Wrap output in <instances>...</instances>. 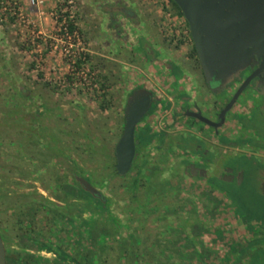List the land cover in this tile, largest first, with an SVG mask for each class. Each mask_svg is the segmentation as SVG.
<instances>
[{
    "label": "rangeland",
    "instance_id": "obj_1",
    "mask_svg": "<svg viewBox=\"0 0 264 264\" xmlns=\"http://www.w3.org/2000/svg\"><path fill=\"white\" fill-rule=\"evenodd\" d=\"M118 1L130 6L139 21L127 24L129 18L120 17L116 11L108 13L113 0H38V4L31 0H0V139L7 140L0 147V163L8 165L6 156L17 146L10 141L15 136L23 137L19 129L30 126L33 110L49 107L48 121L53 124L54 133L57 125L69 130L71 157L93 179H107L103 191L111 197L110 210L121 226L102 247H96L88 238L79 241L64 232L58 236L57 227L48 230L42 225L41 235L50 231L54 242H60L68 253L87 264H236L233 258H225L229 255L225 252L228 249L238 256L240 251L246 252L250 243L242 246L239 241H231V226L264 227V116L254 108L247 109L240 115L241 136L236 141L225 140L226 146L214 147L218 166L215 171L230 172L222 178L210 175L208 183L215 187L212 200L186 180L176 184L169 179L170 190L165 193L158 181L153 183L154 189L146 192L143 179L137 188V202L134 201L130 194L133 171L110 175L109 165L124 127L123 109L129 90L148 74L156 86L161 85L160 64L156 63L149 73L143 58L147 50L138 51L145 42V31L151 29V37L159 48L155 55L184 60L187 66L190 61L185 56L192 55L193 41L183 35L178 39L168 31L167 9L162 0ZM170 7L176 12L172 3ZM66 16L76 27L70 35L61 30ZM114 17L125 22L116 26ZM77 58L82 60L79 66L75 64ZM81 70L86 73V80ZM173 72L185 75L178 66ZM153 105L145 116L151 123L155 119ZM148 132L141 134L146 141ZM28 136L36 138L32 132ZM97 218L112 226L106 215ZM4 220L14 226V215L4 219L0 202V231ZM199 226L201 237L184 236L194 234V228L198 230ZM187 239L198 243L199 252ZM22 247L21 250L20 241L9 231L7 253L20 256L27 248ZM29 252L41 257L38 264H53L56 259L53 251ZM248 255L252 259L247 264L264 263L262 250L252 249ZM19 256L16 264H24Z\"/></svg>",
    "mask_w": 264,
    "mask_h": 264
},
{
    "label": "flooded vegetation",
    "instance_id": "obj_2",
    "mask_svg": "<svg viewBox=\"0 0 264 264\" xmlns=\"http://www.w3.org/2000/svg\"><path fill=\"white\" fill-rule=\"evenodd\" d=\"M109 7L108 13L116 11L120 13V17L129 18L126 20L127 24H135L139 21L136 12L124 2L113 0ZM112 19L116 26L125 22L124 19L117 20L115 17ZM143 46L144 43L141 48ZM191 54L185 56L186 61H190V66L185 65L184 60L169 57L163 60L167 71L173 72L178 66L183 72H188L186 76L181 78L173 74L170 80L168 75L163 74V70H159L162 72L160 73L161 85L156 86L154 81L151 85L145 79L133 85L128 92L127 99L134 89L146 87L152 92V102L136 124L135 154L129 169L123 174H119L115 169L116 141L109 173L110 175H125L133 171L130 194L136 202L137 188L143 179H146L143 181V184H146V192L151 191V188L154 189L152 185L155 181H158L157 184L167 193L170 190L168 189L169 179H174L176 184H182V181L186 180L201 189L207 198L213 199L212 194H214L215 187L208 183L210 175L214 174L211 170L216 159L213 149L226 145L225 140L227 139L220 134L217 145H215L212 139L215 128L193 116L191 112L200 110L202 115L218 120L219 111L242 81L257 68L259 60L256 63L252 60L250 63H253L252 66L247 65L220 90L213 91L211 85L214 86L215 83L209 84L205 79L196 50L193 51L192 48ZM258 72L250 79L234 104L240 102V106L246 111L254 108L264 116V66ZM170 86L171 89L174 86L176 91L168 94ZM203 92H207L211 97L206 98ZM152 105L155 119L151 123L146 120L145 116L150 113L149 109ZM40 109L33 110L30 126L19 129V132H23V137L18 139L15 136L14 141H10L17 146L6 156L8 165L0 163V202L3 206L4 219L14 215V226L7 225L8 220H4L0 232L5 250L10 231L16 241L26 242L24 246L27 248L24 252L28 251V248L31 251L45 249L53 251V255L57 256L58 252L67 251L60 245V242H54L51 239L50 231H43L41 235L40 227L45 225L48 230L57 227L58 236L64 232L68 237L70 235L77 237L79 241L87 238L85 220L91 216V210L88 211L87 208L86 197V192L89 190L82 185L79 178L88 180L96 187L98 194L89 192L107 206V209L102 211L103 213L98 211L97 215L110 216L116 227H120L121 223L115 220L116 214L110 210L111 197L103 191L107 179L105 180L103 176L97 180L93 179L91 174L87 173L80 163L71 157L69 130L64 128L62 130L56 124L54 133V126L48 121L51 108L40 107ZM146 130L149 131V139L140 143V136ZM29 132L34 133L36 138H29ZM222 139L225 142L221 141ZM3 140L7 141L6 138L0 139V145ZM261 142L264 143V139ZM261 171L264 172V169ZM229 172L230 170H225L217 175L221 178L227 177ZM261 187L264 190V177L261 180ZM195 203L194 201L193 206H196ZM212 205L215 206L214 203ZM99 219L97 222H102V219ZM124 225L127 226V224ZM198 230L194 228V234L198 233ZM186 234L195 236L185 233L186 238ZM197 237H201V234ZM41 242L51 244L52 249L38 248ZM22 246L21 244V250Z\"/></svg>",
    "mask_w": 264,
    "mask_h": 264
},
{
    "label": "water",
    "instance_id": "obj_3",
    "mask_svg": "<svg viewBox=\"0 0 264 264\" xmlns=\"http://www.w3.org/2000/svg\"><path fill=\"white\" fill-rule=\"evenodd\" d=\"M182 11L202 67L205 79L213 91H218L234 75L254 60L257 68L237 87L228 102L213 120L191 112L193 116L215 129L225 121L227 111L238 96L264 66V0H174ZM251 66L253 65L250 64ZM152 92L146 87L133 90L124 106V127L115 145V169L125 173L135 154V127L152 102ZM93 194L98 190L88 180L79 178ZM0 264H7L4 240L0 232Z\"/></svg>",
    "mask_w": 264,
    "mask_h": 264
},
{
    "label": "crops",
    "instance_id": "obj_4",
    "mask_svg": "<svg viewBox=\"0 0 264 264\" xmlns=\"http://www.w3.org/2000/svg\"><path fill=\"white\" fill-rule=\"evenodd\" d=\"M143 26H146V25H143ZM148 28H149V26H148ZM150 33H151L150 28H149V30L145 31V34H144L146 36V39L144 42L145 45L143 46V48L139 49L138 51L147 50V54L146 55L144 54L143 58L145 60L144 63L146 65L148 64L147 66H148L149 73H152V70L155 69L154 68L155 64L158 63V64H160V66H158V69L163 70V74L168 75L169 79L171 80L172 75L175 73L166 70V68H165L166 66L163 64V60L166 59V57H164V55H155V51H159V48L155 44V41L151 37ZM148 54H149V56H147ZM160 73H162V72H160ZM184 73H185V75H180L181 78L188 74L187 71ZM176 76H179V75H176ZM146 79H147L149 84H151V85L153 84V80L151 79L150 74H148V77ZM169 91L170 92H168V94L176 91V88H174V86H173L171 89V86H170ZM203 94H205L204 96H206V98L211 97V96H209V94L207 92L206 93L203 92ZM240 105H241L240 102H237L236 104H234L232 106V108L226 113L224 123L221 126L217 127L213 131L212 139H213L215 145H217L216 142H217V139H218L220 134L224 135L227 140H233V141H236L241 136L240 133H241V126H242L241 123L242 122H241V116L240 115L242 113H244L246 110ZM233 144H235V142H233ZM224 146H226V145H224ZM216 167H218V166L214 162L211 170L215 171ZM218 173H220L219 170L215 171L214 174H218ZM214 193H215V191H214ZM212 195L215 196L214 194H212ZM213 203L215 204V202H213ZM238 221L239 220H237L236 222H238ZM240 226H241V224H240ZM234 227L231 226L232 231H229V234H228L231 237V241H235V242L239 241V243H242V246L250 243V246L248 245L249 247L246 248V252L244 251L245 253L244 252L242 253V251H240L238 256L237 255L235 256L234 252H230L227 249L225 254L227 253L229 255L225 258H229V257L233 258V260L236 262V264H237V260L240 259L241 262L238 264H247L252 259L248 255V252H250L252 249H260L264 252V227H263V225L259 226L256 224H254L251 229H247L244 225L241 226V229H239V227H235V228ZM236 237H238V238H236ZM211 240L213 241V238ZM250 247L252 248L251 250H250ZM228 251H229V253H228Z\"/></svg>",
    "mask_w": 264,
    "mask_h": 264
},
{
    "label": "trees",
    "instance_id": "obj_5",
    "mask_svg": "<svg viewBox=\"0 0 264 264\" xmlns=\"http://www.w3.org/2000/svg\"><path fill=\"white\" fill-rule=\"evenodd\" d=\"M170 1H171L172 5L174 6L176 12H178L179 14H183L182 11L180 10V8L178 7V5L174 2V0H170ZM66 26H67L68 30L71 32L76 29L75 24L71 18H67ZM192 48H193V51H195L194 45H192ZM81 61H82L81 58H77L75 60V64L77 66H79ZM144 140H145V137L140 136V143H142ZM86 197H87V208L89 210H91V216H89L85 220L86 236H87L88 240H90V242H93L96 245V247H102L103 244H107L110 236L113 234V231H115L117 229V227L114 223H112L113 219L110 216H107L106 219L111 222L112 226L106 225V221H104V220H102L103 225L98 226V224H97V219H98L97 218L98 217L97 212L101 211V213H103L102 211L107 209V206L100 199H96L91 194V192H89V191H87ZM201 231H202V229L199 227L198 233L195 232L194 235L195 236L200 235ZM124 238L122 237V239H124ZM187 241H188V244L190 246H192L194 251L195 250L198 251L197 250L198 243L193 242L189 239H187ZM20 243L22 245H26V242L24 240H21ZM37 247L38 248L52 249L51 244L43 243V242L39 243V245ZM200 255L201 256H199V259L202 257L201 253H200ZM18 256H19V254H17V253L16 254L7 253L6 254L7 264H16L15 261L18 258ZM19 257H20V260L24 264H38L39 260L41 259L40 256H36L35 254H33L32 252H29V251L23 252V254H20ZM52 262H53V264H67V263H70V264H87V263L83 262L80 258H78L77 256H74V255H72L68 252H64V251L58 252L56 259H54ZM238 262H240V259L237 260V264H238ZM46 264H48V263L46 262ZM126 264H138V263L130 261V262H127Z\"/></svg>",
    "mask_w": 264,
    "mask_h": 264
},
{
    "label": "built area",
    "instance_id": "obj_6",
    "mask_svg": "<svg viewBox=\"0 0 264 264\" xmlns=\"http://www.w3.org/2000/svg\"><path fill=\"white\" fill-rule=\"evenodd\" d=\"M33 3L38 4V0H31ZM163 1V5L164 7L167 9V11H165V16L167 17V20L169 21V25L167 26L168 31H170V33L174 32L175 36L180 39V37L182 38V35L185 37H191L190 35V31H189V26L188 23L184 17L183 14H179L177 12H174L173 10H171V1L170 0H162ZM69 18V17H68ZM66 20H67V16L65 18H63V22H62V28L61 30H63V32L67 35H70L72 33H75V30H73L72 32L68 30L67 26H66ZM183 37V38H184ZM82 73V77L84 80H86V73L83 72V70H81Z\"/></svg>",
    "mask_w": 264,
    "mask_h": 264
}]
</instances>
